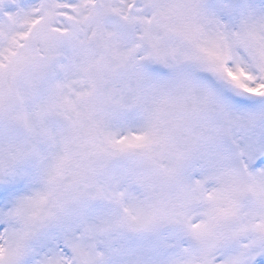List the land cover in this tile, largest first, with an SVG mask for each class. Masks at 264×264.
Listing matches in <instances>:
<instances>
[{
	"label": "snow or ice",
	"instance_id": "1",
	"mask_svg": "<svg viewBox=\"0 0 264 264\" xmlns=\"http://www.w3.org/2000/svg\"><path fill=\"white\" fill-rule=\"evenodd\" d=\"M0 264H264V0H0Z\"/></svg>",
	"mask_w": 264,
	"mask_h": 264
}]
</instances>
